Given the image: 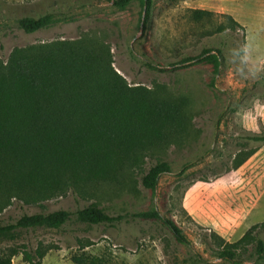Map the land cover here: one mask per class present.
I'll return each instance as SVG.
<instances>
[{"label":"rangeland","instance_id":"374dc122","mask_svg":"<svg viewBox=\"0 0 264 264\" xmlns=\"http://www.w3.org/2000/svg\"><path fill=\"white\" fill-rule=\"evenodd\" d=\"M195 10L213 15L198 21ZM46 13L55 17L49 28L26 33L19 26L22 17ZM83 37L110 46L115 69L130 84L162 97L186 98L189 134L157 152L172 172L161 176L155 191L142 186L137 171L122 186L93 188L90 200L122 215L119 223L72 220L60 229L23 230L16 240L1 239L0 250L13 244L29 250L51 247L42 264H74L72 255L82 251L96 257L95 264H258L252 257L240 263L218 259L211 234L236 242L264 222V144L248 142L259 151L241 169L229 171L244 137L264 134V0H154L150 15L141 0L124 8L113 0H0L3 60L15 47ZM207 49L222 51L218 71L210 54L184 62ZM88 204L71 191L43 207L12 199L0 213V224ZM154 208L175 222L185 242L163 219L138 215ZM13 264L29 263L21 254Z\"/></svg>","mask_w":264,"mask_h":264},{"label":"trees","instance_id":"16d2710c","mask_svg":"<svg viewBox=\"0 0 264 264\" xmlns=\"http://www.w3.org/2000/svg\"><path fill=\"white\" fill-rule=\"evenodd\" d=\"M113 1L121 8L131 2ZM153 2L141 0L147 15ZM212 15L207 10L193 12L198 21ZM54 21V15L46 13L22 17L18 23L26 33H34ZM212 51L204 50L201 56L184 62ZM208 57L218 71L222 51ZM190 124L186 98L162 97L151 88L130 84L115 69L112 50L105 42L83 37L15 47L7 60L0 57V213L12 199L43 207V202L70 191L89 204L75 211L23 214L15 222L0 224V240H16L23 230L60 229L72 220L91 225L119 223L122 215H112L90 200L93 188L122 186L126 177L137 171L142 186L155 191L161 176L172 172L157 152L181 143ZM244 139L229 171L238 170L259 151L248 142L264 144V134ZM138 215L163 219L178 239L186 241L182 230L173 220L163 218L158 209ZM263 232L264 222L253 225L236 242L212 232L216 257L234 263L252 257L260 264ZM50 250L13 244L0 250V264H13L21 254L29 264H42ZM72 261L95 264L97 258L82 251L73 254Z\"/></svg>","mask_w":264,"mask_h":264},{"label":"crops","instance_id":"0c3cea01","mask_svg":"<svg viewBox=\"0 0 264 264\" xmlns=\"http://www.w3.org/2000/svg\"><path fill=\"white\" fill-rule=\"evenodd\" d=\"M251 158H252V157H251ZM251 158H250V159H251ZM250 159H249V160H250ZM249 160H248V161H249ZM248 161H247V162H248ZM247 162H246V163H247ZM246 163H245V164H246ZM245 164H244V165H245ZM244 165H243V166H244ZM243 166H242V167H243ZM242 167H241V168H242ZM241 168H239V169H241ZM253 209H254V206H252V207H251V210L248 211L247 215L245 216V217H246L245 219H247V218L249 217V215L251 214V211H252Z\"/></svg>","mask_w":264,"mask_h":264}]
</instances>
